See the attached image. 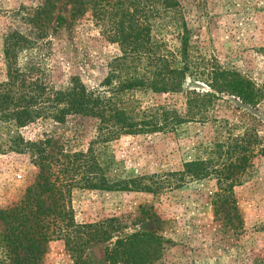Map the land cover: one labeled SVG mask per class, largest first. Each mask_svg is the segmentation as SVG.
<instances>
[{
    "label": "rangeland",
    "instance_id": "1",
    "mask_svg": "<svg viewBox=\"0 0 264 264\" xmlns=\"http://www.w3.org/2000/svg\"><path fill=\"white\" fill-rule=\"evenodd\" d=\"M40 2L0 0V82L6 80L4 42L16 33L29 42L18 52L21 68H30L33 76L55 90H68L72 78L88 90L96 89L107 75L108 63L120 55L119 46L104 38L92 16L72 23L66 0H60L50 20L38 27L32 17ZM178 2L188 30L186 62L192 73L203 72L201 77H189L184 89L208 90L206 75L221 69L244 78L262 98L249 106L236 97L219 95L205 119L185 122L173 131L121 136L96 145L111 181L141 180L153 191L72 190L76 224L115 220L112 240L92 243L84 251L89 264H111L106 249L136 234L161 238L159 255L152 264H260L264 259V0ZM60 15L65 19L62 26L55 21ZM169 19L162 15L151 20V34L162 51L177 54L181 29ZM135 97L143 106L159 105L184 113V98L179 94L138 92ZM96 125L90 118L68 117L62 124L40 120L19 132L27 141L51 138V151L59 145L86 151ZM241 139L250 158L240 184L232 189L239 224L227 207L216 213L212 199L217 191L215 168L228 159ZM196 160L211 161L214 171L202 180L179 182L175 173ZM36 173L27 155H0V208L17 202ZM42 264L74 261L63 241H54Z\"/></svg>",
    "mask_w": 264,
    "mask_h": 264
},
{
    "label": "trees",
    "instance_id": "2",
    "mask_svg": "<svg viewBox=\"0 0 264 264\" xmlns=\"http://www.w3.org/2000/svg\"><path fill=\"white\" fill-rule=\"evenodd\" d=\"M60 0H41L33 13V23L41 27L49 21ZM72 23L94 17L104 38L119 46L120 55L107 65L101 84L88 90L78 78L71 79L68 90H55L30 68L17 64L20 49L28 45L26 37L11 33L4 42L6 80L0 82V155H27L37 173L22 197L10 207L0 208V264H42L48 245L63 241L74 264H89L83 257L92 243L110 242L116 231L115 220L94 224H76L71 207L74 188L100 191L152 192L141 180L111 181L95 146L121 136L173 131L185 122L205 119L212 100L219 95L233 96L241 103L255 106L262 95L241 76L221 69L206 75L208 90L184 89L192 73L187 64L188 30L178 0H66ZM169 15V23L181 29L176 53L162 51L153 40L151 20ZM58 26L64 17L55 19ZM175 22L177 24H175ZM176 29V28H175ZM138 92L179 94L184 98V113L159 105H141ZM68 117L96 121V133L86 151L64 146L49 149L51 138L25 140L19 130L40 120L65 123ZM5 134V135H3ZM217 172V191L212 205L229 208L240 222L232 189L240 184V175L249 166V154L242 139ZM51 151V152H50ZM211 161L185 163L176 172L179 182L202 180L213 170ZM217 169V170H216ZM178 181V180H177ZM161 238L136 234L117 240L106 249L111 264H152L158 257ZM264 264V259L260 261Z\"/></svg>",
    "mask_w": 264,
    "mask_h": 264
}]
</instances>
